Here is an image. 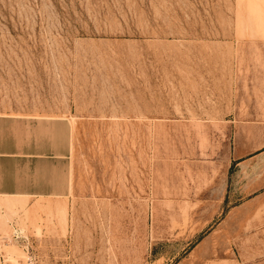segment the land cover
Wrapping results in <instances>:
<instances>
[{"label": "rangeland", "instance_id": "obj_1", "mask_svg": "<svg viewBox=\"0 0 264 264\" xmlns=\"http://www.w3.org/2000/svg\"><path fill=\"white\" fill-rule=\"evenodd\" d=\"M263 31L264 0H0V113L76 119L67 224L3 223L0 264H264L222 198Z\"/></svg>", "mask_w": 264, "mask_h": 264}, {"label": "crops", "instance_id": "obj_2", "mask_svg": "<svg viewBox=\"0 0 264 264\" xmlns=\"http://www.w3.org/2000/svg\"><path fill=\"white\" fill-rule=\"evenodd\" d=\"M257 116L261 118L248 125V152L239 155L235 146L233 171L222 181V198L227 211L248 213L241 218L264 237V112ZM75 120L0 113V226L9 222L23 231L21 224L29 227V217L44 212L65 227L67 199L76 184Z\"/></svg>", "mask_w": 264, "mask_h": 264}]
</instances>
